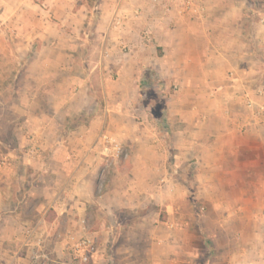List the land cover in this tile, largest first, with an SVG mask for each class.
I'll return each instance as SVG.
<instances>
[{"label":"crops","instance_id":"1","mask_svg":"<svg viewBox=\"0 0 264 264\" xmlns=\"http://www.w3.org/2000/svg\"><path fill=\"white\" fill-rule=\"evenodd\" d=\"M14 2H19L14 4L15 11L19 10L8 25L16 28V36L11 38L15 48L3 52L23 63L20 72L27 79L24 86L28 82L35 97L34 103L28 101L35 106L33 110L26 108L29 103L25 96L20 102L25 114L20 129L34 140L33 146L22 151L25 160L21 164L26 171L33 164L35 170L48 172V178L42 177L44 173L38 176L44 188L35 191L45 197L32 206L29 194L34 183L25 184L30 193L18 200L29 208L24 213L50 207L53 213H88L90 207L100 211L97 204L103 195L90 199L87 190L80 193L75 189L93 185L88 170H98L100 161L91 143L106 137L107 127L116 119L101 109L98 94L106 96L109 86L120 92L133 91L140 85L134 75L144 70L153 72L155 67L162 68L160 73L177 75L179 89L209 90L215 104H220L217 116L200 113L202 107L197 110L194 135L188 130L193 119L180 115L185 153L193 151L196 161L208 169L232 154L243 155L246 162L264 168V0H192L189 4L185 0H98L90 14L71 11L72 21L63 17L56 22V30L48 25L52 31L44 28L41 17L22 14L23 0ZM71 22L77 36L67 31ZM78 23L93 25L83 28ZM82 28L85 31L80 35ZM143 51H154V55L145 57ZM40 105L46 109H38ZM83 114L88 116L78 120ZM118 118V135L123 137L126 120ZM8 207L9 203L0 199V224L10 219L16 224L22 221V207ZM29 226L19 237L24 253L11 256L8 263L31 264L44 252L43 231L38 229L27 236ZM132 230L134 224L122 233ZM40 233L41 247L36 243ZM91 258L90 264H107L95 250Z\"/></svg>","mask_w":264,"mask_h":264},{"label":"rangeland","instance_id":"2","mask_svg":"<svg viewBox=\"0 0 264 264\" xmlns=\"http://www.w3.org/2000/svg\"><path fill=\"white\" fill-rule=\"evenodd\" d=\"M96 2L23 0L20 7L22 14L30 18L41 17L44 28L52 31L48 25L56 30V22L63 17L72 21L71 11L90 14ZM14 4L20 5L14 0H0V199L9 203L8 208L22 207L23 219L17 224L11 219L0 224V264H10L11 256L24 253L19 248V237L27 225L34 226V232L43 231L42 249L48 255V264H79L76 256L66 251L64 239L68 231L80 230L82 220L95 239L96 254L107 264H264L263 166L232 154L222 164L208 169L196 161L193 151L185 153L180 115L193 119L188 130L194 135L197 110L202 107L200 113L217 116L220 104H215L209 90L179 89L178 76L160 73L159 67L134 75L140 85L133 91L125 89L122 93L109 86L106 96L98 94L101 109L116 119L107 127L106 137L90 139L94 140L91 144L100 161L98 170H88L93 185L75 189L80 193L87 190L90 199L103 195L97 204L100 211L90 207L88 213H53L50 207L24 213L29 208L18 204V200L30 193L25 184L34 183L29 194L32 206L45 197L35 191L44 188L38 176L44 173L42 177L48 178V172L35 170L33 164L26 171L21 164L25 160L22 151L33 146L34 140L21 131L24 128L20 129L25 115L20 102L25 96V102L34 103L35 97L28 82L24 86L27 79L20 72L23 63L3 52L15 48L11 38H15L16 28L8 25L19 10L15 11ZM92 25L78 23L83 28ZM74 26L71 22L67 31L77 36ZM143 53L145 57L154 55V51ZM28 103L26 108L33 110L35 106ZM38 109L45 110L46 106ZM87 116L77 119L84 121ZM118 116L126 120L123 137L118 135ZM113 143L122 146L120 157L112 156ZM26 220L28 223L23 224ZM50 221L55 224H45ZM133 224L132 233H122L131 230Z\"/></svg>","mask_w":264,"mask_h":264},{"label":"built area","instance_id":"3","mask_svg":"<svg viewBox=\"0 0 264 264\" xmlns=\"http://www.w3.org/2000/svg\"><path fill=\"white\" fill-rule=\"evenodd\" d=\"M132 1V0H127ZM192 0H185L186 4H189ZM153 3H157L158 0H152ZM111 152L113 157H120L123 153L122 147L118 143H113L111 146ZM79 231H68L65 234V242L68 244V251L70 254L75 255L79 263L88 264L91 261L92 254L95 250V239L92 238L87 232L86 227L83 224ZM34 232V228H28L26 230L27 236H30ZM41 237L40 233L36 243L41 247ZM48 255L44 252H40L36 255L34 261L31 264H48Z\"/></svg>","mask_w":264,"mask_h":264},{"label":"trees","instance_id":"4","mask_svg":"<svg viewBox=\"0 0 264 264\" xmlns=\"http://www.w3.org/2000/svg\"><path fill=\"white\" fill-rule=\"evenodd\" d=\"M164 219H165V215H164Z\"/></svg>","mask_w":264,"mask_h":264}]
</instances>
